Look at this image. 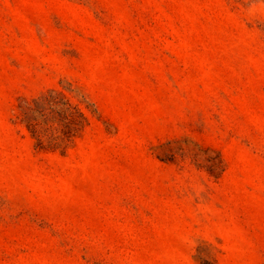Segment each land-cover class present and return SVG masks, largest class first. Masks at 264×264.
<instances>
[{"label": "rangeland", "instance_id": "rangeland-1", "mask_svg": "<svg viewBox=\"0 0 264 264\" xmlns=\"http://www.w3.org/2000/svg\"><path fill=\"white\" fill-rule=\"evenodd\" d=\"M0 264H264V0H0Z\"/></svg>", "mask_w": 264, "mask_h": 264}, {"label": "trees", "instance_id": "trees-1", "mask_svg": "<svg viewBox=\"0 0 264 264\" xmlns=\"http://www.w3.org/2000/svg\"><path fill=\"white\" fill-rule=\"evenodd\" d=\"M21 121L41 148H62L87 123L86 115L62 92L49 90L20 107Z\"/></svg>", "mask_w": 264, "mask_h": 264}]
</instances>
